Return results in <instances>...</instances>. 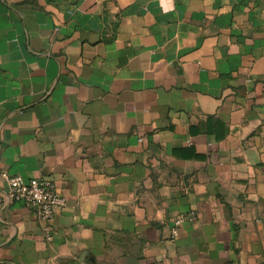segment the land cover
<instances>
[{
	"label": "crops",
	"instance_id": "0c3cea01",
	"mask_svg": "<svg viewBox=\"0 0 264 264\" xmlns=\"http://www.w3.org/2000/svg\"><path fill=\"white\" fill-rule=\"evenodd\" d=\"M0 197V264H264V0H0Z\"/></svg>",
	"mask_w": 264,
	"mask_h": 264
},
{
	"label": "built area",
	"instance_id": "2783aa9c",
	"mask_svg": "<svg viewBox=\"0 0 264 264\" xmlns=\"http://www.w3.org/2000/svg\"><path fill=\"white\" fill-rule=\"evenodd\" d=\"M7 187L4 197L8 201L21 202L34 207L41 225H46L55 212L65 205L64 198L57 192L52 181L46 179H30L24 181L20 176H10L1 172ZM1 199V197H0ZM50 238V235L47 236Z\"/></svg>",
	"mask_w": 264,
	"mask_h": 264
}]
</instances>
